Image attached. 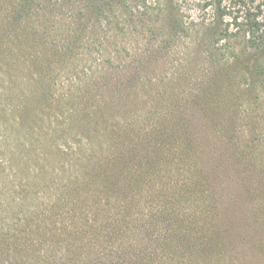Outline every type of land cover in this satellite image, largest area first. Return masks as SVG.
Returning <instances> with one entry per match:
<instances>
[{
	"label": "rangeland",
	"instance_id": "obj_1",
	"mask_svg": "<svg viewBox=\"0 0 264 264\" xmlns=\"http://www.w3.org/2000/svg\"><path fill=\"white\" fill-rule=\"evenodd\" d=\"M124 2L145 23L127 35ZM262 2L0 0V264H156L158 214L190 199L213 247L179 264H264V49L245 48ZM188 211L169 234L200 231Z\"/></svg>",
	"mask_w": 264,
	"mask_h": 264
},
{
	"label": "trees",
	"instance_id": "obj_2",
	"mask_svg": "<svg viewBox=\"0 0 264 264\" xmlns=\"http://www.w3.org/2000/svg\"><path fill=\"white\" fill-rule=\"evenodd\" d=\"M12 5L13 8L16 10V12L20 13L21 16H23V14L26 13H35L36 11H38L39 9L45 10L47 9V4H49L50 2H52L53 0H8ZM81 0H65L66 3H62L59 6L58 9H63L64 7H66L67 4L72 5L73 7H78L79 6V2ZM91 4H93V6L97 7V0H89ZM242 1V0H240ZM248 2H250L251 4H255L258 0H247ZM263 2L260 3V5L257 6V9L259 10L258 14L253 13V11H249L248 12V39H247V45L245 48L249 49L251 52H253L255 56H257L258 52H262L263 51V47H264V11H263V7H264V0H262ZM122 10L124 13L121 14L119 17L120 18H127V23H121L119 20H117L115 23V25L112 27L113 31L115 32H122L126 34V31L128 33H133L134 31V27H138L139 25H144V22H139L137 20L138 15H142V13H138L137 12V8H134L132 6L129 5L128 2H124V4L121 6ZM147 9V7H139L138 9ZM135 9V10H134ZM71 15H73V13L70 12ZM81 15H83V12L81 13ZM261 17V18H260ZM128 26V27H127ZM251 58V59H255ZM263 65V66H262ZM261 67L264 71V63L261 64ZM183 167V172L185 174H189L190 170H194L193 167ZM95 169V168H94ZM93 169V171H94ZM188 184H194L193 182H190ZM188 184H182V188H184V190L186 191V188H190L188 186ZM183 189L182 190H178L177 193L174 192V194H172L170 197L168 196L167 198L168 201L172 200L173 198H175V196L177 195H181L182 192H185ZM193 192L196 195V192L193 190ZM78 203H81L83 206H87L88 205V201L86 200V198L79 199ZM165 206H164V211L161 212L160 214H158V223L156 225H158V229L156 231H150V240L148 242V244H150V247L148 245L145 253H144V257L146 259L147 262H150L151 260L155 261L156 264H158V261H161V263H165L167 262V260L165 259L163 262V257L164 254L166 252V250L168 249V251L172 252L171 253V257H168V259L170 260V262L179 264L180 263V259H182V257H186V254H190V255H197L199 252L204 253L206 258L209 259L210 256V251L211 248L213 247L212 243L209 240L208 236H204V231L209 232L212 231V228L209 227L208 225V221L206 219V224H203V216L205 215L206 211H207V207H205L204 204L199 203L196 199L195 200H188V204L186 203V205L188 206V210H193L195 209V211H200V213H198V217H197V223L200 224L201 226H199L200 231H198L195 234H191V233H186L187 231H184V236L185 238H183L181 235L180 236H173L169 233H172L173 231L177 230V225L180 224L181 222L185 223H189L192 226V220L194 219L192 217V215H188L186 216L185 213L189 212L188 210L185 211L184 214H180V213H169L171 210L168 207V202H165ZM180 207V205H179ZM186 208V206H185ZM175 209H172L173 212ZM165 216H168L169 219L167 220L165 218ZM206 218V217H205ZM166 223V224H165ZM165 232H167L168 234L165 235ZM36 235L37 237L41 238L42 243H58L56 242V240L59 241H63L62 236L59 234V232H52L51 234H49L48 230L42 227H39V225L37 226V230H36ZM47 238V239H46ZM222 240V238L220 239ZM94 242V240H92ZM79 242V243H76ZM36 246H37V240H35ZM71 243L67 244V248ZM73 244L75 245H83L80 243V236L79 234L76 232V235L73 237ZM220 245V244H217ZM57 247H60L59 244ZM86 253V252H85ZM145 261V262H146ZM191 261V259H190Z\"/></svg>",
	"mask_w": 264,
	"mask_h": 264
}]
</instances>
